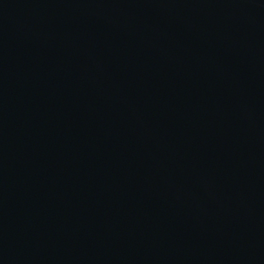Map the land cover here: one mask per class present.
<instances>
[{
  "label": "water",
  "instance_id": "1",
  "mask_svg": "<svg viewBox=\"0 0 264 264\" xmlns=\"http://www.w3.org/2000/svg\"><path fill=\"white\" fill-rule=\"evenodd\" d=\"M0 264H264V0H0Z\"/></svg>",
  "mask_w": 264,
  "mask_h": 264
}]
</instances>
